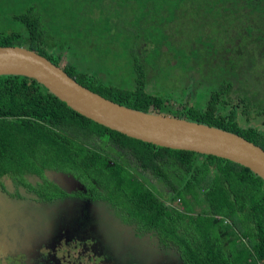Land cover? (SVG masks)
<instances>
[{"label": "trees", "instance_id": "16d2710c", "mask_svg": "<svg viewBox=\"0 0 264 264\" xmlns=\"http://www.w3.org/2000/svg\"><path fill=\"white\" fill-rule=\"evenodd\" d=\"M150 6L142 8L143 18L170 9L166 26L188 36L192 53L181 44L185 60L206 63L225 54L229 61L220 79L201 80L203 89L192 105L174 110L165 102L178 97L165 90L146 92L139 84L146 78L142 69L133 89L95 85L75 75L61 57L46 53L47 33L34 5L16 15L21 26L3 30L0 46L26 45L123 105L144 111L155 106L264 148V64L256 71L240 62L250 44L253 52L264 53V0H153ZM46 169L84 179L88 189L111 198L135 220L137 235L157 237L165 251L180 253L182 264H264V179L249 167L130 137L82 115L35 78L0 75V184L8 176L28 186L27 174L46 179ZM139 169L144 172L137 177L132 171Z\"/></svg>", "mask_w": 264, "mask_h": 264}, {"label": "rangeland", "instance_id": "374dc122", "mask_svg": "<svg viewBox=\"0 0 264 264\" xmlns=\"http://www.w3.org/2000/svg\"><path fill=\"white\" fill-rule=\"evenodd\" d=\"M149 2L0 0V31H11L21 26L16 15L34 5L42 15V24L47 33L46 53L52 57H61L63 66L70 67L75 75L95 85L102 83L119 89H133L137 86L138 77L143 76L139 72L142 69L146 78L139 79V84L146 92L165 90L166 95L171 93L178 97V100L165 99V104L174 110L183 108L186 103L194 104V98L204 86L201 80L215 82L220 79L223 67L228 70L229 61L225 54L221 57L217 53L213 61L206 63L185 60L182 45L189 55L192 53V47L186 42L188 36L171 30L174 27L166 26L165 22L171 16L170 9L167 12L162 10L155 19L143 18L142 8L146 5L151 10L153 0ZM175 23L170 22L171 26ZM4 33L7 31L0 32ZM209 47L206 45V49ZM250 49L246 61L240 62L258 71L260 65L264 64V53L253 52V44H250ZM151 109L160 112L155 106H151ZM46 174L51 178L54 173L49 170ZM61 182L66 185L64 181ZM160 194L164 196L163 192ZM132 232L135 233L134 229ZM133 239V244H139L141 239L151 243L158 241L149 233L144 237L134 234ZM171 258L175 263L176 258Z\"/></svg>", "mask_w": 264, "mask_h": 264}, {"label": "flooded vegetation", "instance_id": "af4514ba", "mask_svg": "<svg viewBox=\"0 0 264 264\" xmlns=\"http://www.w3.org/2000/svg\"><path fill=\"white\" fill-rule=\"evenodd\" d=\"M132 172L138 177L144 171ZM45 177L27 174L28 186L1 178L0 264H182L179 252L165 251L150 233L156 245L145 239L133 244L135 220L111 198L88 189L84 179L54 169H46Z\"/></svg>", "mask_w": 264, "mask_h": 264}, {"label": "water", "instance_id": "95a60500", "mask_svg": "<svg viewBox=\"0 0 264 264\" xmlns=\"http://www.w3.org/2000/svg\"><path fill=\"white\" fill-rule=\"evenodd\" d=\"M37 79L82 115L130 137L238 162L264 179V148L246 137L166 112L136 109L92 90L48 57L24 45L0 46V75Z\"/></svg>", "mask_w": 264, "mask_h": 264}, {"label": "crops", "instance_id": "0c3cea01", "mask_svg": "<svg viewBox=\"0 0 264 264\" xmlns=\"http://www.w3.org/2000/svg\"><path fill=\"white\" fill-rule=\"evenodd\" d=\"M258 91V90H257ZM262 96H264V90H262Z\"/></svg>", "mask_w": 264, "mask_h": 264}]
</instances>
